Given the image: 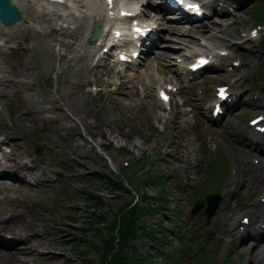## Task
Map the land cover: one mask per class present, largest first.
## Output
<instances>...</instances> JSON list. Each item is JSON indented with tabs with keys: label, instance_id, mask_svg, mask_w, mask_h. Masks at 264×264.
<instances>
[{
	"label": "rangeland",
	"instance_id": "rangeland-1",
	"mask_svg": "<svg viewBox=\"0 0 264 264\" xmlns=\"http://www.w3.org/2000/svg\"><path fill=\"white\" fill-rule=\"evenodd\" d=\"M144 1L146 0H141ZM248 6L237 13V16L230 15V19L223 20L229 22L219 26L217 37H211L212 33H207L204 37L199 36L198 29L187 31L191 36L173 31L162 33L163 42L166 41L169 45H184L182 38L192 39L193 43L189 48H181L179 54H173L171 62L157 58L159 53L166 50L162 45L154 50L145 62L142 75L130 82L129 85L133 87L128 94L124 87L122 92L107 94L108 86L113 87L115 84H110V78L115 71L109 60L103 61V65L95 70L96 76L91 75V80L97 78L95 83L104 91L93 93L91 96L86 93L90 86L84 78L79 81L81 78L77 73L85 62V54L93 50L94 44L88 37L84 41L79 38L81 33H78L77 23L50 19L49 15L35 17L34 13L30 23L12 29V37L6 38L13 41L14 46L6 50L0 48L1 72L8 79L4 91L0 94V135L7 136L10 131L7 128L11 129V125L24 124L26 134L18 152L38 154L42 162L46 163L50 161L49 147L62 143L68 149V155L72 158L76 170L62 163L55 164L48 173L51 180L49 185L42 182L44 176L39 173L23 174L20 182L27 183L28 186L13 183L4 176L0 177V216L4 208H12V213L23 212V219L37 224L35 231L41 240V243L38 240L30 242L34 247L35 256L27 255L28 263H24V258L16 260L7 255H0V264H81L80 258L89 257L94 260L91 264H100L95 251L86 244L93 240L94 244L102 245L98 230L102 228L105 232V225L93 221L96 218L93 212L101 211L108 215V211H115L130 200L143 206L142 196H150L151 202H155L159 191L165 192L167 201L161 211L144 217L146 224L153 225L162 221L164 225H170L179 218V222L185 227L184 235L188 236V248L192 245V252H200L199 262L207 253V259L214 258L213 249H208L213 247L216 253L218 252L221 241L216 239V234L235 233L232 224L236 222L239 208L246 207V203L264 191V187L259 188L263 178L259 180L256 172L247 170L246 162H249L251 155L256 154V150L235 141L232 137L238 128L247 127L250 117L264 112V33L261 34V39L247 41L246 47L235 43L238 40H246L248 29L256 23L257 19H254L252 13L259 10V6ZM210 21L207 20L198 26L214 24ZM51 22L53 26L58 25L60 30L43 34V28L51 27ZM31 23L37 25V31L30 32ZM67 26L71 27L70 30L62 28ZM173 27L185 29L182 25ZM19 29L21 30L15 34ZM224 38L233 39V44L225 45ZM203 41L209 48L228 47L230 56L218 59L221 64L217 73L188 82L186 65L177 62L176 58L183 53L191 54L200 50ZM64 43L67 45H63ZM23 50L27 52L24 53ZM166 52H170L172 56V51ZM237 59H242L246 65L228 70L232 61ZM88 64L93 65V57L88 60ZM166 69L167 72H164ZM158 77L183 85L180 92L189 99L188 105H181L179 95L173 96L171 108L174 112L169 114V110L160 103L155 93ZM221 79L233 82L234 86L244 93L241 95V107L233 111L228 118L213 124L209 120L212 103L210 95L214 93L215 84L222 82ZM137 89L140 90L139 94H135ZM255 96L260 97L254 98ZM250 99L258 102L251 104ZM21 108H31L34 114L36 111L41 112L46 121L27 116ZM190 108H193V111H189ZM184 110L189 112L183 114ZM21 116H26V120H21ZM157 126L164 127V130ZM196 127L202 131L198 132ZM211 137L212 140L209 141ZM223 137L228 139L236 152H239L241 147L246 151L241 154L234 153L227 143L226 149L221 143ZM186 141L188 144L178 147L179 142ZM107 144H111V147L106 148ZM14 150V142L0 143V158L2 153L10 154V151ZM219 150L225 157L230 153L236 165L242 169L240 185L229 189L227 195L231 200L238 197V208L227 214L221 211L210 222L202 223L197 228L194 220L199 213H191L192 201L200 198L202 191L207 192L214 186L223 189L224 184L227 185L232 180L231 177L222 180L217 174L218 170L214 173L211 171L212 163L216 164L219 158L213 156L216 154L214 152ZM145 156L153 163L149 165L146 162V169L155 168L156 165L159 173L146 175L144 178L150 181L140 184L139 177L146 169L140 170L134 161L145 159ZM208 157H211L212 163L208 162ZM228 163L229 159L219 161L218 164L221 165L218 168L224 165L227 167ZM263 168V165H259L258 173ZM58 172L63 176H58ZM247 173H251L253 179L250 185L245 186L243 176ZM29 178L34 183L29 182ZM109 181L118 183L122 188L111 185ZM130 182L134 183V187L127 186ZM14 184L22 187L13 188ZM2 185L7 189H3ZM90 192L104 196L103 207L91 204L95 199ZM169 198L172 202L168 201ZM176 206L179 212L173 210ZM224 208L226 209V205ZM106 222L109 223L110 219ZM4 226H0V239L21 232V227L12 231ZM190 234L194 244H191ZM78 235H84L86 241L80 242ZM172 238L177 239L175 232H172ZM27 243L29 241H19L13 248ZM132 243L136 251L143 255L142 261H137L138 264H146L144 256L147 257L146 262H161L149 238H139ZM172 245L174 243L165 248ZM240 246L230 248L227 257H223L219 252L211 264H225L227 259L237 264L238 257L235 252L244 257L243 264H258L252 257L249 245ZM112 249L113 245L108 251L111 253ZM173 250L166 251L165 255ZM125 251L132 254V248Z\"/></svg>",
	"mask_w": 264,
	"mask_h": 264
},
{
	"label": "bare ground",
	"instance_id": "bare-ground-1",
	"mask_svg": "<svg viewBox=\"0 0 264 264\" xmlns=\"http://www.w3.org/2000/svg\"><path fill=\"white\" fill-rule=\"evenodd\" d=\"M21 8L23 7H27V8H32L35 10L34 5L35 4H40L41 6H43V10H42V15H39L40 17L44 16V15H49L50 19H54V18H59V19H64L67 20L69 18L67 17H71V18H75L76 20H78V29H82L83 28V24L86 22V24H89L87 21H93L92 24H94L96 22L97 18H102L104 20V34H102L98 39L99 40H104L106 39V37L108 36V34H110V30L113 29V27H116L115 25H121L123 26L122 29L123 31H125V22H122L123 19L121 17H117V18H110L108 17V11L105 10V4L101 1V0H68L66 1V3L59 5L62 6L63 8L58 7L61 11L56 10V9H51L49 10V5H55L53 3H49L46 2L44 0H14ZM120 3H128L129 1L127 0H117ZM148 1V0H147ZM221 0H219L220 3ZM206 4L210 7L215 8L214 4L215 1H208L206 2ZM147 6L151 7V9L155 10L160 8V6L158 4L153 5L150 1L147 2ZM80 8V11H79ZM122 9H127L130 10L129 7H122ZM121 9H119L118 11H120ZM64 11V12H63ZM34 13L38 14V10L33 11ZM227 18V17H226ZM156 19H161V18H156ZM115 23V24H114ZM113 24V25H112ZM1 25V24H0ZM224 26L223 23L217 22L214 23L212 25H203V28L199 29V34L204 36L207 33H212L214 35L218 34V31H220L219 26ZM2 26V25H1ZM0 26V36H4L6 33H8V31H6L5 29H2V27ZM109 26L110 30H107V27ZM30 27V30H37V25L33 24ZM109 31V33H108ZM214 32V33H213ZM187 35H189L187 33ZM183 44L186 46H189V44L193 43L192 39H186V38H182ZM225 43L226 44H230L231 40L226 38L225 39ZM3 45V43L0 42V46ZM106 46V44L103 45V47ZM166 46V50H164L163 52L158 54L157 58L163 59V60H169L171 61V54L170 52H166L167 50H169V48H167V46H169L168 44H165ZM171 51H173L174 53L172 54H178L177 50L175 49H170ZM24 53H26V50H23ZM213 52L211 51L210 54H212ZM214 57V56H213ZM89 65H84L83 68L78 71V77L81 78V80L84 78L85 81L90 82V71L88 70ZM93 69H91L92 71ZM7 80V78L5 77V75H0V94L4 91V87H1L2 85H4V82ZM79 80V81H81ZM11 86H13V82H11ZM56 108V106H55ZM23 111H25L26 115L29 117H32L34 119H39L41 121H46V118L44 115H42L41 112H38L37 115L33 114L31 110H27L24 108H21ZM21 120H26V116H21L20 117ZM50 120V119H48ZM8 130V134L6 136V139H8L9 141H14L15 143V150L12 151L10 154H3L2 159L0 160V167H2L1 172H0V176H7V177H13L16 181H19L20 179L18 178V176L16 175V172L22 171V172H29V173H39L42 176H44V179L42 180L43 183H47L46 185H49L50 183V179H49V171L52 169V167L57 164V163H63L65 166L76 170V168L74 167L73 163H72V158L68 155V149L61 143H55L51 146L50 149V162L48 163H44L42 162L39 157H33L32 153H20L18 152V149L22 146V142L23 139L25 137V127L24 124H22L21 126L18 125H11V129L10 127L7 128ZM51 130L53 131L54 128H51ZM26 157H30L29 161L25 160ZM22 184V183H21ZM23 186H28L27 184H22ZM51 186L53 184H50ZM13 188H20L22 187L21 185H13ZM3 189H7L6 186L2 185ZM253 209L255 211L252 210H248L252 215L254 216H260L257 214L256 207H253ZM12 208H4L1 213L2 215L0 216V226L5 225L4 227H8L11 230L16 229L17 227H21V232L20 234H17L14 238L12 242H1V245H4L7 248L10 249H6L3 250L0 248V255H7L12 257L13 259L19 260L21 258H24V263H28L29 258L27 257V255H32L35 256L34 251V247L33 245L30 244V242L32 240H38L39 243H41L40 240V236L38 235V233L35 231V228L37 226L36 223L29 221L27 219H23L21 213H12ZM8 215L6 218L5 216ZM14 222L16 223H20L21 224H17L16 228L14 227ZM264 234V232H263ZM16 241H29V243L21 246V247H16L13 248L12 245L15 244Z\"/></svg>",
	"mask_w": 264,
	"mask_h": 264
},
{
	"label": "trees",
	"instance_id": "trees-1",
	"mask_svg": "<svg viewBox=\"0 0 264 264\" xmlns=\"http://www.w3.org/2000/svg\"><path fill=\"white\" fill-rule=\"evenodd\" d=\"M259 13L257 14L256 17L259 18H263L264 17V7L262 11H258ZM94 196V199L91 204L95 205V206H102L104 204V198L101 195H96L94 193H90ZM129 203H126L125 206L129 205ZM158 204L154 205V207H156ZM152 208V207H151ZM94 216L96 217L93 221H96L97 218L98 219H105L106 215L105 213H97V212H93ZM123 217L125 218L124 223H120V234L117 238H111L109 240H106L105 242L111 241V243L109 242V247L113 245V249L110 253V255L108 256V258H104L103 263L104 264H129L128 262H132L133 264H138L137 261L143 259V255L139 254L132 241L137 239L138 236L136 235V233L134 232V227L136 225H139L140 227H146L143 223L142 224H137V221L134 220L132 217H130V212L129 211H125V214L123 215ZM146 230V234L149 235V237L151 238V240L154 242L155 245L159 246V243H163L165 241V238L162 239V236L164 235H168L166 232V229H164V227H151L149 229H145ZM159 231L161 232V234H159ZM80 242L83 241V239L85 238L82 235H78ZM127 248H132V254H128L125 250Z\"/></svg>",
	"mask_w": 264,
	"mask_h": 264
},
{
	"label": "snow or ice",
	"instance_id": "snow-or-ice-1",
	"mask_svg": "<svg viewBox=\"0 0 264 264\" xmlns=\"http://www.w3.org/2000/svg\"><path fill=\"white\" fill-rule=\"evenodd\" d=\"M109 2H111V0H109ZM221 94H223V93H221Z\"/></svg>",
	"mask_w": 264,
	"mask_h": 264
}]
</instances>
